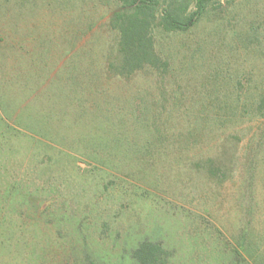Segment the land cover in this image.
Returning <instances> with one entry per match:
<instances>
[{"label": "rangeland", "instance_id": "obj_1", "mask_svg": "<svg viewBox=\"0 0 264 264\" xmlns=\"http://www.w3.org/2000/svg\"><path fill=\"white\" fill-rule=\"evenodd\" d=\"M114 7L0 0V264H136L145 239L168 264H264V0L158 30L168 72L127 77Z\"/></svg>", "mask_w": 264, "mask_h": 264}, {"label": "trees", "instance_id": "obj_2", "mask_svg": "<svg viewBox=\"0 0 264 264\" xmlns=\"http://www.w3.org/2000/svg\"><path fill=\"white\" fill-rule=\"evenodd\" d=\"M112 1L115 7L110 13L109 27L115 33L116 48L108 69L118 76L127 77L145 70L162 74L168 72L170 64L159 55L155 46L156 32L158 30L166 33L186 32L197 24L210 6L221 5L222 1L228 2L229 0ZM62 82L65 81L59 78L55 82H47V101L55 96L57 88L65 96L70 95V92L74 90L71 83L66 86ZM41 84H45V82H41ZM59 85L67 90L61 89V86L59 88ZM259 108L264 109V98L261 99ZM77 112H82V110L77 109ZM28 117L32 120L30 115ZM56 118L55 113L44 112L40 122L47 125L52 121L55 122ZM76 119H81L78 113H76ZM40 135L46 138L45 134L41 133ZM217 172L218 170L214 168L209 169L211 176H216ZM3 244L0 248L1 255L4 249ZM172 256L173 253L161 242L150 239L140 241L131 252V258L136 264H168ZM84 264L99 263L91 255H86Z\"/></svg>", "mask_w": 264, "mask_h": 264}]
</instances>
